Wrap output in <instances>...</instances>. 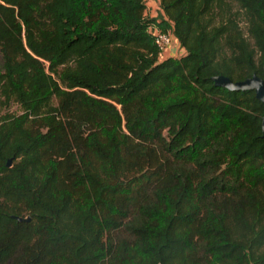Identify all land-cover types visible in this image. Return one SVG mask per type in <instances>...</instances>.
<instances>
[{
	"label": "trees",
	"instance_id": "16d2710c",
	"mask_svg": "<svg viewBox=\"0 0 264 264\" xmlns=\"http://www.w3.org/2000/svg\"><path fill=\"white\" fill-rule=\"evenodd\" d=\"M160 7L0 0V264H264V0Z\"/></svg>",
	"mask_w": 264,
	"mask_h": 264
},
{
	"label": "water",
	"instance_id": "95a60500",
	"mask_svg": "<svg viewBox=\"0 0 264 264\" xmlns=\"http://www.w3.org/2000/svg\"><path fill=\"white\" fill-rule=\"evenodd\" d=\"M215 84L225 87L230 90H255L258 99L264 101V77L254 75L251 78H247L242 81L234 82L227 76H216L214 77ZM263 132H264V118H263ZM11 165V160L8 162V166ZM20 221H29L30 218L17 217Z\"/></svg>",
	"mask_w": 264,
	"mask_h": 264
},
{
	"label": "built area",
	"instance_id": "2783aa9c",
	"mask_svg": "<svg viewBox=\"0 0 264 264\" xmlns=\"http://www.w3.org/2000/svg\"><path fill=\"white\" fill-rule=\"evenodd\" d=\"M149 32L154 36L160 55H163L164 52H166L170 46L175 43L176 38L174 37L172 30H163L159 27V25L153 24L149 28Z\"/></svg>",
	"mask_w": 264,
	"mask_h": 264
},
{
	"label": "rangeland",
	"instance_id": "374dc122",
	"mask_svg": "<svg viewBox=\"0 0 264 264\" xmlns=\"http://www.w3.org/2000/svg\"><path fill=\"white\" fill-rule=\"evenodd\" d=\"M241 25H242L243 27H246V22H245L244 20H241ZM245 29H246V28H245ZM174 44H175V43H174ZM172 47H174V45H171L170 48H169L166 52H164V54L161 56L162 59H163V58L170 57V56H177V57H180V55L183 54L184 49H182L181 46H180L179 44L176 45V46L174 47L173 50H172ZM177 49H178V50H177ZM174 50H177V51L174 52ZM1 64H2V58H1V54H0V65H1ZM6 111H7V110H5V109L2 110V111H0V117H1ZM9 111H10V112H13V113H17V114L22 112L20 106H19L17 103H15V102L11 103V107H10Z\"/></svg>",
	"mask_w": 264,
	"mask_h": 264
},
{
	"label": "crops",
	"instance_id": "0c3cea01",
	"mask_svg": "<svg viewBox=\"0 0 264 264\" xmlns=\"http://www.w3.org/2000/svg\"><path fill=\"white\" fill-rule=\"evenodd\" d=\"M146 15L149 17H157L160 13H162V9L160 7V0H146ZM178 44V41L175 40L174 47ZM172 47V50L174 49ZM178 50V49H177ZM177 50H174L177 51Z\"/></svg>",
	"mask_w": 264,
	"mask_h": 264
}]
</instances>
